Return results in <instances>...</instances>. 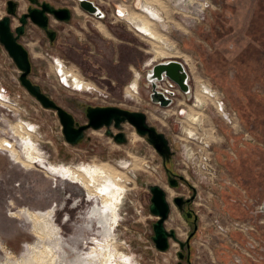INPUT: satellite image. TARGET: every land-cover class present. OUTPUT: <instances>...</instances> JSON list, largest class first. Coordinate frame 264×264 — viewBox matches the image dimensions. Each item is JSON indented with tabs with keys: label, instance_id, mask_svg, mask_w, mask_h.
I'll return each instance as SVG.
<instances>
[{
	"label": "rangeland",
	"instance_id": "obj_1",
	"mask_svg": "<svg viewBox=\"0 0 264 264\" xmlns=\"http://www.w3.org/2000/svg\"><path fill=\"white\" fill-rule=\"evenodd\" d=\"M7 1L0 0V19L7 15ZM16 1L12 28L31 4ZM45 1L68 6L73 17L68 22L50 17V27L57 32L54 41L37 25H27L21 42L30 52L32 81L80 124L87 123L89 106L144 112L148 123L169 139L173 155L165 162L128 122L121 129L126 143L115 141L107 127L88 129L78 144L68 143L57 113L22 86L21 71L0 43V86L8 91L7 107L0 105V146L3 139L14 142L24 161L28 149L38 151L27 167L12 150L0 149V264H32L36 251L44 249L53 253L52 264H103L105 257L108 264H263L264 0H161L170 14L155 2L150 17L160 41L119 18L118 7L135 11L137 0H92L104 18L82 10L79 0ZM148 10L143 0L136 12L146 15ZM100 24L107 33L98 29ZM121 50L123 65L115 67L110 62ZM53 57L64 60L93 90L77 92L60 84ZM167 58L186 63L191 92L204 93L200 109L193 111L191 92L178 88L171 106L151 102L146 75ZM131 59L132 80L116 85L111 75L118 76L117 70L124 71ZM204 85L216 96L204 92ZM184 96L189 104L181 103ZM184 109L187 115H198L201 124L185 120ZM111 130L119 132L113 125ZM101 163L120 174L116 187L122 192L115 211L70 177L74 171L81 176L78 168ZM166 168L186 181L171 186ZM152 185L166 191L171 205L166 227L183 242L190 238L189 249H181L174 239L167 251L156 248L157 217L149 210ZM179 195H195L191 207L198 216L197 230L174 202ZM228 203L243 206L246 213L232 216ZM28 211L47 223L49 218L52 226L36 224Z\"/></svg>",
	"mask_w": 264,
	"mask_h": 264
},
{
	"label": "water",
	"instance_id": "obj_2",
	"mask_svg": "<svg viewBox=\"0 0 264 264\" xmlns=\"http://www.w3.org/2000/svg\"><path fill=\"white\" fill-rule=\"evenodd\" d=\"M28 1L31 6L27 9V12L19 16V25L16 28H12V18L18 15V3L16 0L7 1V15L0 19V43L21 71L19 80L22 86L45 109H51L57 113L65 140L72 145H76L85 137L88 129L107 127L108 135L112 136L118 143L123 144L127 142V137L126 133L121 131V129L122 125L128 122L140 135L148 138V141L164 159L169 158L173 154L169 139L163 132L158 131L155 126L148 123L147 115L144 112L132 111L117 106H89L86 112L88 122L80 124L72 113L48 96L39 84L32 81L30 78L32 71L30 52L20 41L21 37L26 33V26L30 22L37 25L46 32L51 41H54L57 32L50 28V17L54 16L61 22H68L72 19V11L69 8H57L47 1ZM32 5H38L40 8ZM79 6L82 10L97 18L106 16L104 11L92 0H79ZM146 78L151 89V102L162 108L169 107L174 103L175 91L171 89L172 87H177L185 94L191 92L190 74L186 63L178 59L167 58V60L156 62L148 71ZM163 84H167L170 88H161ZM112 125L119 132L114 133L111 130ZM181 178L184 177L181 176ZM150 192L152 197L149 210L157 217V220L153 223V241L156 248L160 251H167L170 247V239H174L179 242L181 249H184L186 244L189 245L190 238L183 242L178 238L174 229L168 230L166 227V221L171 211L166 191L159 185H152L150 186ZM181 201V197H175L174 199L180 209H182ZM195 229H198L197 224ZM179 255L182 257V252Z\"/></svg>",
	"mask_w": 264,
	"mask_h": 264
},
{
	"label": "bare ground",
	"instance_id": "obj_3",
	"mask_svg": "<svg viewBox=\"0 0 264 264\" xmlns=\"http://www.w3.org/2000/svg\"><path fill=\"white\" fill-rule=\"evenodd\" d=\"M137 2H141L140 0H137ZM136 2V3H137ZM156 2V3H155ZM146 6L149 7H153V4H159L160 6L163 5L166 9V4L163 3L161 0H145ZM137 9L141 8V4H136ZM156 8V7H155ZM169 8V7H167ZM119 10V15L120 16H124L125 12H123L121 9ZM167 10V9H166ZM167 13L170 14V9L167 10ZM172 13V12H171ZM132 18L138 19L139 23L138 26L139 28H141L142 30H144L148 35H150L151 37H153L155 40H161L160 34L157 32V27H156V23H153L152 20H150V18H148V16L146 15H141L139 14H134L132 15ZM130 21H133V19H130ZM101 26V25H100ZM160 51V50H159ZM160 54V53H159ZM164 54V53H163ZM162 54V55H163ZM167 54H170L167 52ZM165 55V54H164ZM57 59V63L58 66L55 65L54 63V67H55V72H58V69L60 68V71L66 76V82H67V77L72 76L75 80L76 85L78 86L79 84H81L82 86H89L90 82L87 81V83H84V80L82 79V77L80 78L76 73L69 71L68 69H66L63 65V60H61L60 58H56ZM152 68V67H151ZM91 87V86H90ZM92 88V87H91ZM162 88L165 89V87L162 86ZM175 91V97L177 95V91L176 89H173ZM203 90L204 92H208L210 94H212V97L216 96L215 92H211V88L207 87V86H203ZM89 92V91H87ZM190 94V93H189ZM191 96L193 98V92H191ZM1 95V94H0ZM3 99H1L0 97V105H5L6 104V96L4 97L3 95H1ZM196 96L197 98L201 99V101H204L203 96L204 93L202 91L196 92ZM218 109L221 111H224V105L221 102H218L217 104ZM225 115H227L225 113ZM192 120H196L193 119ZM4 140V147L6 149H4V147L0 146L1 150H13L15 149L16 144L12 141H9L8 139H3ZM1 143V142H0ZM38 152V151H37ZM36 151H34V149L27 151V155L30 159H32V157L34 158L35 156L38 155ZM82 174L81 176L79 175L80 173L74 171L72 172L71 176L73 178L76 179H82V176H86V178H88V180L82 179L83 182L86 185H92L93 187H96L97 190H101L105 196V200L107 201V203H110V205H113V207L115 208V204L120 202V199H118V196L120 195V189L118 187H116V183L118 182V180L121 178L118 177L120 174L118 173V171L113 168L112 166H110L109 164L106 163H101L99 165L94 164L93 166L90 165L88 168H78ZM101 192V193H102ZM122 192V191H121ZM122 194V193H121ZM122 196V195H121ZM115 210V209H113ZM31 215L34 218V221L37 223L39 221L40 224H48L51 226V224L45 222L44 220L38 219V216H34L33 213H31ZM45 226V224H44ZM36 255L34 257V259H36V261L34 260V262L32 264H52V257H53V253L49 250V249H44V250H39L36 251ZM107 256V254H106ZM105 257V256H104ZM108 257H105L103 259V264H108Z\"/></svg>",
	"mask_w": 264,
	"mask_h": 264
},
{
	"label": "flooded vegetation",
	"instance_id": "obj_4",
	"mask_svg": "<svg viewBox=\"0 0 264 264\" xmlns=\"http://www.w3.org/2000/svg\"><path fill=\"white\" fill-rule=\"evenodd\" d=\"M41 2H44L45 0H40ZM79 3V2H78ZM136 4H141V6L143 5V0L141 1V2H137ZM31 6V4H29L28 5V7H27V9L29 8ZM33 7H38V8H40V6H38V5H32ZM55 6V5H54ZM144 6H145V8L147 9V7L148 6H146V3H145V0H144ZM55 7H57V6H55ZM57 8H69L68 6H62V7H57ZM70 9V8H69ZM75 9H76V11H78V9H77V7H75ZM118 9H121L123 12H125V15L124 16H119V18L120 19H125L126 21H128L129 23H130V25L135 29V30H138V31H140L142 34H145V35H147L150 39H153V40H155L153 37H151L150 35H148L144 30H142L141 28H139V26H138V23H139V21H138V19H135V18H132V15H134V14H139V12H136V11H139L140 9H136L135 11H128L127 10V8H124V7H118ZM150 9L151 10H148L149 11V14H146V16H148V18H150V20H151V15H154L155 14V12L153 11L154 10V8L153 7H150ZM71 11H72V9H70ZM23 13H25V12H23ZM22 13V14H23ZM21 14V15H22ZM72 14H73V12H72ZM72 17H73V15H72ZM154 17V16H153ZM18 18H19V16H18ZM130 19H133V21H130ZM50 22H51V18H50ZM101 25V26H100ZM99 26H98V29L101 31V32H103V33H107L108 31H107V28H106V26H104L103 24H100ZM18 26V25H17ZM16 26V27H17ZM15 27V28H16ZM27 27V26H26ZM51 28V27H50ZM42 29V28H41ZM52 30V29H51ZM24 36V35H23ZM22 36V37H23ZM22 37H21V39H20V41L22 40ZM196 92V91H195ZM6 103H8L7 101H8V97L6 96ZM193 99L195 100V104L194 105H192V107H193V111L194 110H196V109H200V107L204 104V101L203 102H201L200 101V99L199 98H197V96H196V93L194 94V91H193ZM182 104H189L188 102H187V98H186V96H184V99L182 100V102H181ZM2 105V104H1ZM5 107H7V104H5L4 105ZM183 112L185 113V115H184V118H185V120H187L188 122H190V123H192V124H195V125H200L201 124V120H200V117L198 116V115H196V114H188L187 115V110H183ZM187 115V116H186ZM192 117H193V119H195L196 118V120L194 121V120H192ZM1 120H3V121H5L3 118H1ZM87 122H88V120H87ZM80 123V122H79ZM186 131L190 134V133H194L193 132V130L192 129H189V128H187L186 129ZM24 136V135H23ZM5 144H4V140L2 141V146H4ZM5 148V147H4ZM28 149V148H27ZM13 151V153H15V154H18V161L19 162H22L24 165H26L27 167H31L32 165L31 164H29L28 162H30L31 161V159L30 158H28V156H26L27 157V159H28V161H24V160H22L20 157H19V150L18 149H13L12 150ZM26 154V153H25ZM173 155V154H172ZM172 155L169 157V158H166V159H164L165 160V162H168L170 159H171V157H172ZM39 159H37V160H34V162H36V161H38ZM166 170H167V172H168V182H169V184L171 185V186H173V187H178L180 184H181V182H183V181H186V178L184 177V178H181V175H179V176H177V175H175L173 172H171V170L169 169V168H166ZM70 177H71V179H73L74 181H77V182H79L80 184H82V186L85 188V190L86 191H88V193H89V195H98V196H100L101 198H102V200H103V203L105 204V206L106 207H108L109 209H111V210H113V209H117V205L118 204H115V208L113 207V205H110V203H107V201L105 200V196H104V194H103V192L101 191V190H97V188L96 187H93L92 185H86L84 182H83V180L82 179H76V178H73L71 175H70ZM172 184H175V185H172ZM102 192V193H101ZM177 197H181L182 198V211L185 213V215H186V217L188 218V219H190V220H192V222H193V224L194 225H196L197 224V221H198V216H197V214L195 213V211L193 210V208L191 207V204H192V202L194 201V199H195V195H193V196H191V197H184V195H179V196H177ZM114 210V211H115ZM28 213V215H29V217H31V219L33 220V222H35L34 221V218H33V216L31 215V213H33L34 214V216H37V214L36 213H34V212H30V211H28L27 212ZM40 217V216H39ZM105 217V216H104ZM40 218H42V217H40ZM39 219V218H38ZM43 219V218H42ZM45 219L47 220V221H49L50 222V224H51V221L49 220V218H47V217H45ZM102 219V223H104V220H106L105 218L103 219V217L101 218ZM37 223H39V221L37 222ZM36 223V224H37ZM51 226H52V224H51ZM53 236V235H52ZM194 236V233L192 234L191 233V237H193ZM185 248L186 249H189L190 248V243H189V245L188 244H186V246H185ZM184 248V249H185ZM182 257H183V254H182Z\"/></svg>",
	"mask_w": 264,
	"mask_h": 264
},
{
	"label": "crops",
	"instance_id": "obj_5",
	"mask_svg": "<svg viewBox=\"0 0 264 264\" xmlns=\"http://www.w3.org/2000/svg\"><path fill=\"white\" fill-rule=\"evenodd\" d=\"M79 54H81V52H79ZM122 56H123V54H122V50H121V51H119V55H118L117 59L115 58L116 60H114V61H112L110 63H112V65L115 66V67L120 66L122 64V62H123ZM115 57H116V55H115ZM128 57H130V55H128V53H127L126 54V59ZM104 60H106L105 57H104ZM133 64L134 63H133V61L131 59L126 64L124 71L121 72V71L117 70L118 71L117 72L118 76H115L113 74L111 75V73H110V75L113 76L112 77V82H115L116 85H123V86H126L127 84H129L130 81L132 80L133 76H134V72H133L132 68L135 65H133ZM104 68H108V67L107 66L105 67V65H104ZM99 79L104 80L102 77L99 78ZM228 207L232 208V210H231L232 212L231 213L233 214L232 216H234V217L242 216V214L246 213V210H245V208L243 206L228 203ZM237 218H239V217H237ZM245 261L247 262V260H245ZM255 264H257V263H255ZM259 264H261V262Z\"/></svg>",
	"mask_w": 264,
	"mask_h": 264
},
{
	"label": "built area",
	"instance_id": "obj_6",
	"mask_svg": "<svg viewBox=\"0 0 264 264\" xmlns=\"http://www.w3.org/2000/svg\"><path fill=\"white\" fill-rule=\"evenodd\" d=\"M52 60H53V63H55V65L58 66L57 59L55 57H53ZM63 65H64V67L66 69H68L67 64L64 62V60H63ZM56 75H57L59 83L62 84L64 87L72 90V91H77V92H87V91H89V92H91L93 90V88H91L90 86H86V85L82 86L81 84H79L77 86L76 83H75V80H74V78L72 76L67 77V82H66V76L60 71V68L58 69V72L56 73ZM84 83L86 84L87 81L84 80ZM168 88H170V87H168ZM171 89H177V87H172ZM7 92H8L7 88H5L4 86H0V94L1 95H3L4 97L7 96L6 95ZM1 95H0V97H1V99H3Z\"/></svg>",
	"mask_w": 264,
	"mask_h": 264
}]
</instances>
